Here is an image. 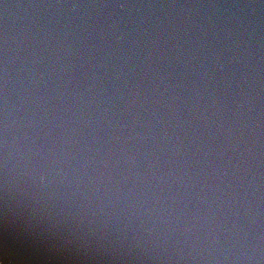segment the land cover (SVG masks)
I'll return each mask as SVG.
<instances>
[{
    "label": "clouds",
    "instance_id": "1",
    "mask_svg": "<svg viewBox=\"0 0 264 264\" xmlns=\"http://www.w3.org/2000/svg\"><path fill=\"white\" fill-rule=\"evenodd\" d=\"M0 264H264V0H0Z\"/></svg>",
    "mask_w": 264,
    "mask_h": 264
}]
</instances>
